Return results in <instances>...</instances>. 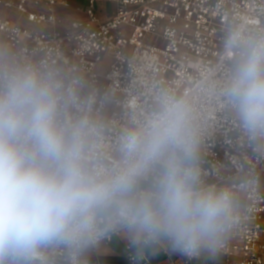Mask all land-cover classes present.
<instances>
[{
  "label": "clouds",
  "instance_id": "1",
  "mask_svg": "<svg viewBox=\"0 0 264 264\" xmlns=\"http://www.w3.org/2000/svg\"><path fill=\"white\" fill-rule=\"evenodd\" d=\"M223 48V102L264 138V32L232 28ZM68 102L55 72L0 49V264H47L50 249L84 257L113 235L137 261L164 248L216 264L251 226L255 209L201 178L200 132L184 100L162 91L122 133L114 163L93 121L68 118Z\"/></svg>",
  "mask_w": 264,
  "mask_h": 264
},
{
  "label": "built area",
  "instance_id": "2",
  "mask_svg": "<svg viewBox=\"0 0 264 264\" xmlns=\"http://www.w3.org/2000/svg\"><path fill=\"white\" fill-rule=\"evenodd\" d=\"M99 1L85 0L86 18L65 34L35 33L0 16L10 57L55 72L68 97V118L87 116L97 125L98 148L109 163L122 133L147 119L162 91L184 100L200 132L201 178L231 189L242 206L255 209L251 226L224 255L238 257L237 264H264V138L244 130L220 95L230 66L224 38L235 27L264 32V0H102L117 5L104 22L96 13ZM31 4L68 5L0 0V7H15L32 22L62 23L52 12H30ZM125 256L130 264H152L149 253L137 261L128 243ZM45 257L47 264L82 262L62 249L47 250Z\"/></svg>",
  "mask_w": 264,
  "mask_h": 264
},
{
  "label": "crops",
  "instance_id": "3",
  "mask_svg": "<svg viewBox=\"0 0 264 264\" xmlns=\"http://www.w3.org/2000/svg\"><path fill=\"white\" fill-rule=\"evenodd\" d=\"M65 1L68 5H57L50 9L46 5L40 7L31 6L29 7L30 12L36 14H48L52 12L60 20L61 24H47V23H36L28 20L27 16L21 14L16 9H5L0 7V16L10 19L14 24L24 27L35 33H68L71 31V23L77 20H83L86 18L85 14V0H59ZM117 9V5L112 2L99 1L96 5V13L100 21L104 22L114 16ZM0 49L5 50L10 56V49L8 48L6 41L2 34H0ZM127 241L121 236L115 238L111 243H101V245L90 252L91 255L101 256L103 260L107 258H112L110 256H104L108 251L117 253L122 252L125 256V245ZM152 264H208L207 261L203 259L190 260L187 257L171 252L167 249L162 248L160 251L155 253H149ZM126 257V256H125ZM117 259H122L121 257H116ZM84 257H82L83 263ZM239 261L238 257H226L224 254L216 261V264L228 262L230 264H237ZM94 264H98L95 262Z\"/></svg>",
  "mask_w": 264,
  "mask_h": 264
},
{
  "label": "rangeland",
  "instance_id": "4",
  "mask_svg": "<svg viewBox=\"0 0 264 264\" xmlns=\"http://www.w3.org/2000/svg\"><path fill=\"white\" fill-rule=\"evenodd\" d=\"M1 8H4V7H1ZM13 8L16 9L15 7ZM13 8H5V9H13ZM23 15L27 16L26 14H23ZM104 256H110L112 258H107L103 260L101 256L89 254L87 256H84L82 264H94L95 262H97L98 264H130V262L127 260V258L124 256L122 252L114 253V252L108 251ZM116 257H121L122 259H117Z\"/></svg>",
  "mask_w": 264,
  "mask_h": 264
}]
</instances>
